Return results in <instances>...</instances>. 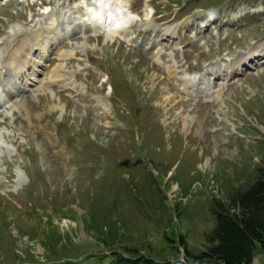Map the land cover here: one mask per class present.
I'll return each instance as SVG.
<instances>
[{
  "label": "rangeland",
  "instance_id": "1",
  "mask_svg": "<svg viewBox=\"0 0 264 264\" xmlns=\"http://www.w3.org/2000/svg\"><path fill=\"white\" fill-rule=\"evenodd\" d=\"M30 1H0L1 59L17 42L37 47L27 65L1 67L0 264L183 259L207 247L212 200L264 164V0H126L140 18L113 38L73 34L89 0ZM51 21V43L32 42ZM206 65L218 73L184 88ZM262 254L257 244L252 264Z\"/></svg>",
  "mask_w": 264,
  "mask_h": 264
},
{
  "label": "trees",
  "instance_id": "2",
  "mask_svg": "<svg viewBox=\"0 0 264 264\" xmlns=\"http://www.w3.org/2000/svg\"><path fill=\"white\" fill-rule=\"evenodd\" d=\"M256 172L246 187L232 192L228 201L220 197L212 200L217 223L207 233L210 243L207 247L197 252L187 247L185 260L149 255L132 258L116 252L118 264H251L256 245L260 244L264 250V164L259 165ZM231 207L238 211H232ZM184 236L181 234L179 240L187 243ZM103 241L110 242L105 238ZM115 241L112 236L110 243ZM133 249L136 248L127 246L129 252Z\"/></svg>",
  "mask_w": 264,
  "mask_h": 264
},
{
  "label": "bare ground",
  "instance_id": "3",
  "mask_svg": "<svg viewBox=\"0 0 264 264\" xmlns=\"http://www.w3.org/2000/svg\"><path fill=\"white\" fill-rule=\"evenodd\" d=\"M89 1L91 2V6H86L87 15H85L86 17H83L81 19L83 22H85V27H81V26L79 27L78 26L79 27V30L74 31L73 34H78L80 31L83 33L82 30H84V32H85L86 30H89V29H94V30L103 29V22L104 21L108 20V21L111 22L113 20V21H117L119 23V26H117L115 28H112V29L110 28V30L106 31L107 32L106 33V37L107 38H113L114 34H111L112 32L113 33H116L117 31L123 30V33H124V30L127 27L131 26L132 23H134L133 20H130L129 19V17H132V13L129 10H128V12L127 11L126 12L124 11L127 8L125 6V1L124 0H89ZM82 5H83V3H82ZM45 12H47V11L46 10L41 11V13H45ZM65 14H67V13H65ZM64 17L66 18V16H64ZM73 19H76V18H72L71 19V17L68 14L67 22H66L65 26L62 27V30H64V31L63 32H59V30H58V32L60 34H63V33H66L67 34L66 30L69 29V31H68V33H69L70 30H72L71 26L74 25L73 24V21H71ZM75 26H76V24H75ZM38 28L41 31L43 27L40 28V26H39ZM94 30H92V31H94ZM44 31H46L47 33H50L51 36L48 38V34L46 33L47 34L46 35L44 33ZM94 32H96V31H94ZM56 33H57V29L55 30V24H54L53 21H51L50 22V25H48L45 28H43V32H41V33H37V32L34 33V34H36V36H35L36 39H32V42H34L36 45H39L40 47L43 46V45H45L47 47L49 45V41L51 43V41L54 38V36H56ZM70 35H72V34H70ZM38 36H39V38H38ZM40 36H42V38ZM128 38H130V37L127 36L126 39H128ZM43 40H44V42H43ZM17 43L15 45L16 46H19V49L16 50L15 55L11 54V56H10V59L11 60H6V59H3L2 60L1 59V54L2 53L0 54V95H2L1 90H4L5 89V80H6L5 79L4 72H2V68L1 67L3 65H6L7 63H8V65H10L11 67H14V68L23 67V66H25V65L28 64V62H27L28 61V57H29L28 55L31 54V52H33L34 50H37V47H35L34 45H32L33 47L30 46L31 45L30 44V41L26 42V44L24 42H22L25 45H23V44L17 45ZM6 52L7 53L5 55V58H7L8 53H11L12 51H8L6 49ZM26 52H29V54L26 55ZM70 53H72V52H70ZM158 54H160V52H158ZM68 55H70V54H67L66 57H64V56L63 57L64 58H67V57H69ZM153 55L156 56L157 53L156 54H153ZM158 58H159V55H158ZM23 60H24V62H23ZM238 61H239V59H238ZM247 62H248V60H247V58H245L244 61H243V63H244L243 65H245V63H247ZM208 68L213 69L211 71V73L212 72L218 73V70L215 67H208ZM207 74L208 73L205 72L201 77H198L195 74H192V75L190 74L189 78H187L186 81H184L185 84H183V87L184 88H189L193 84L199 83L200 80L203 79V77H206L207 76ZM59 75H62V73H60L59 70H58V71H55L51 75V77L52 78H55L57 80V79L60 78ZM187 92L190 93L188 90H187Z\"/></svg>",
  "mask_w": 264,
  "mask_h": 264
},
{
  "label": "crops",
  "instance_id": "4",
  "mask_svg": "<svg viewBox=\"0 0 264 264\" xmlns=\"http://www.w3.org/2000/svg\"><path fill=\"white\" fill-rule=\"evenodd\" d=\"M264 256V254H262ZM261 258H263V260H261ZM256 264H264V257L260 256L256 259L255 261Z\"/></svg>",
  "mask_w": 264,
  "mask_h": 264
}]
</instances>
